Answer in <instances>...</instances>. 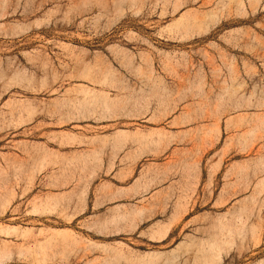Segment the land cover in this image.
<instances>
[{"label":"rangeland","instance_id":"obj_1","mask_svg":"<svg viewBox=\"0 0 264 264\" xmlns=\"http://www.w3.org/2000/svg\"><path fill=\"white\" fill-rule=\"evenodd\" d=\"M0 264H264V0H0Z\"/></svg>","mask_w":264,"mask_h":264}]
</instances>
